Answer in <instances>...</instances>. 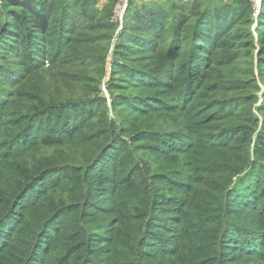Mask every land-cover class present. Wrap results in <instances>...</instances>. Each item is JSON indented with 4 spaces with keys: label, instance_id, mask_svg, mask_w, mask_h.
<instances>
[{
    "label": "rangeland",
    "instance_id": "rangeland-1",
    "mask_svg": "<svg viewBox=\"0 0 264 264\" xmlns=\"http://www.w3.org/2000/svg\"><path fill=\"white\" fill-rule=\"evenodd\" d=\"M150 1L152 0H136L133 7L128 9L135 8L137 3L143 6ZM157 1L166 9H170L173 3L179 4L183 0ZM184 1L192 4L195 0ZM250 1L260 14L261 3L257 4L260 0ZM116 2L117 0H77L74 5L72 4L74 7H71L80 16L84 14L93 16L94 20L86 26L83 25L85 20L79 21L76 32L71 35L74 49L77 52L85 50L87 54L98 56L99 64L105 60L104 71L79 70L75 67L76 59L80 57L78 54L64 59L62 64L64 67L60 68L62 75L88 74L98 79L100 97L105 99L107 104L106 114L114 120H117V115H121V112L112 105L113 98L108 85L110 78L113 77V60L122 62L121 57L115 55V51L119 35L127 22V13L121 21L114 18ZM230 2L231 0L229 3L221 0L203 1L208 10H213L216 5L218 7L223 4L231 5ZM212 14H215L214 11ZM257 19L258 17L254 18L252 26L246 27L252 36L253 47L248 48L254 53V58H244L239 62L232 60L226 52L209 48L210 50L204 53L205 59L202 60V64L196 65L202 70L201 86L189 87L191 92L188 98L185 96L184 88L191 86L189 73L185 69L189 62L177 65L175 60L179 58L174 57L172 58L174 62H168L165 56L160 57L155 50L138 52L139 56H144L142 63L150 67L156 66L154 68L158 70L157 75L166 82L168 93L160 104L150 107L154 109L151 110L153 116L148 121L149 124L156 125V134L164 139L165 145L144 148L147 151H142L147 154L139 155L138 172L131 177L129 174L131 165L127 166L122 177L126 179L125 185L113 191L111 182L114 172L105 175L108 179L98 177L93 182L85 184H82V178L79 180L80 183L78 179L64 178L63 184L59 186L56 175L32 183L31 179L36 180L45 176L47 172L61 167L75 169L86 167L93 160L98 150L97 144L101 142H93L96 139H93L95 133L91 130L90 124H95L99 128L103 118L102 115L85 118L83 127L85 129L76 132V127L71 131L74 125L69 123L73 112H68L69 117L65 118L67 123L64 124L65 127L68 126L69 133H74L72 138L66 133L62 138L61 132H56L54 145L51 147H41L39 152L31 154L28 150L34 146L26 145L20 147L15 155H9L4 149L3 142L15 133L17 129L15 124H19L22 117L33 116L36 113L24 107H33L39 111L43 106L42 102L45 105L62 102L63 94L67 96L65 101L72 105L81 102L84 95L91 96V93L86 92L79 83H74L72 79L59 74L62 79L58 76V81L65 82L66 87H63L61 92L51 89L52 101H46L37 95L49 89L51 84L48 85L45 80L38 82L34 87L25 82L16 85L7 74L1 73L0 124L5 125L1 126L3 129L0 137V264H264L262 259L264 237H259L261 239L255 237L257 229L264 234V207L261 206V201H258L262 194L260 192L255 194L249 188L241 189V181L248 175L256 178L254 188H260L264 184V161H258L252 152L251 165L255 162L257 171L248 168L251 165L247 167L238 163L243 156L236 155H240L244 150L231 151V154L223 151L230 156L227 164L240 173L233 177V184L226 183V179L231 175L226 170L220 173L219 179L201 183L198 189L189 192L190 200L187 207L179 211L173 208L164 211L158 209L162 206L159 204L162 203L160 200L164 196L180 194L177 190L169 191L160 179L167 178L170 174H179L189 176L197 183L199 180H206L208 175H204L203 178L197 175V172L199 175L202 174L196 167L198 159L201 160L204 171L210 173L209 168L214 164H217L218 171H222L219 162L212 158L210 161L213 165H207L208 160L201 151L196 152L193 158L183 156L184 143L193 139V134L185 129L189 124L188 118L178 112H165L163 107L166 106L170 111L169 106L180 100H188L192 102L193 109L198 110L204 100L208 102L207 98L215 94L214 88L221 86L214 82L220 76H226L224 78H227V89L218 93V100L226 99L222 102H229L230 106L238 111L228 125L218 124L211 128L209 132L214 136L205 138L204 143L205 141L221 143L220 147L224 150L222 142L229 144L230 138L232 140L236 134V131H231L224 135L226 131L238 130L239 125L252 124L242 115L240 105L245 103L242 102V98L253 96L254 101L249 108L251 117L258 121L256 127L252 125L255 134L251 148H254L255 140L264 125V79L258 67L261 37L256 31ZM108 22L115 25V30L101 27ZM183 49L191 51L188 45L178 46L176 51L181 52ZM15 60L17 58L13 56L5 64L16 68ZM46 66L50 70L48 74L57 77L55 67L49 66L48 63ZM237 79L251 80L255 88L235 91L230 85L232 80ZM46 120V124H55L60 119L59 117L51 119L49 115ZM186 162L190 164L189 167L185 165ZM216 168L213 167L215 170ZM63 176L67 177L68 173L63 172ZM83 185L105 190L103 192L106 194L104 199L95 200L94 208L88 213H81L80 208L83 199L81 196L86 193ZM78 186L79 191H72L73 194L68 191L72 187L77 189ZM150 192L159 200L157 204L149 201ZM253 194L257 195L258 199L252 198ZM119 195L123 197L119 198ZM234 195L237 196L235 201L229 203L228 200H234ZM111 196L118 198L113 205L108 202ZM237 202L243 204L242 211H235ZM151 216L154 218L160 216L167 224V230H159L158 225L151 222ZM33 223L38 224V231L34 230ZM43 226L44 230L40 234ZM254 246L259 250L257 253L252 249Z\"/></svg>",
    "mask_w": 264,
    "mask_h": 264
},
{
    "label": "trees",
    "instance_id": "trees-1",
    "mask_svg": "<svg viewBox=\"0 0 264 264\" xmlns=\"http://www.w3.org/2000/svg\"><path fill=\"white\" fill-rule=\"evenodd\" d=\"M76 1L74 0L73 3ZM135 1L131 0L129 8L133 7ZM203 1L205 0L201 2L195 0L191 4L183 0L179 4L173 3L170 9H166L159 1L152 0L143 6L137 3L135 8L128 9L127 22L119 35L115 51V55L121 57L122 62L118 63L113 60V77L110 78L108 85V90L113 98L112 105L120 109L121 112V115H117V120H114L110 119L106 114L107 104L106 100L100 97L98 79L92 78L88 74H85V76L82 74L62 75L60 72V68L64 67L62 66L63 60L76 54L80 56L76 59L77 63L75 65L79 70L104 71L105 60L99 64L100 58L98 56L87 54L85 50L77 52L73 47L74 40L71 35L76 32L79 21L85 20L83 25L86 26L89 22L94 21L92 19L93 16L85 14L80 16L76 10L71 8L74 7V4L72 2L65 3V0H0V75L1 73L7 74L9 79H13L16 85L25 82L32 87L38 82L45 80L48 85L51 84L49 89L41 91L37 95L43 97L46 101H52L51 97L53 94L50 92L51 89L61 92V89L66 87L65 82L60 83L58 81L59 74L72 79L74 83H79L86 92L91 93V96L84 95L81 97V102L72 105L65 101L67 96L63 94L61 96L62 102H54L47 105L42 102L43 106L39 111L33 107H24L36 113L33 116L22 117L20 119L21 122L15 124L17 127L15 133L3 142L6 153L15 155V152L20 147L27 145L28 147L34 146L28 151L31 154H36L41 147L47 148L54 145L56 132H61L62 138L64 133L66 135L69 134L72 138L74 133H69L68 126L65 127L64 124L67 123L65 118L69 117L68 112H73L69 123L74 125L71 131L76 127V132H81L85 129L83 128L85 126V118L96 115H102L103 118L99 128L95 124H90L91 130L95 133L93 139L96 140L93 142H101L97 144L98 150L93 160L86 167L80 169L61 167L58 170L47 172L41 178L31 179L32 183L33 181L56 175L59 186L63 184L64 178L78 179L79 183L82 178V184H85L93 182L98 177L108 179L105 175L114 172L111 182L112 191L113 189L117 190V188H122L126 183V179L122 177L124 174L123 170L128 168L127 166L131 165L129 171L131 177L138 172V157L141 153L147 154V152L142 151L145 150L144 148L160 147L161 144L165 145L164 139L156 134V125L149 124L148 121L153 116V111L151 110L154 108L150 107L160 104L168 93L165 86L166 82L157 75L158 70L154 68L156 66L150 67L142 63L144 56H139V51L155 50L160 57L165 56L168 62H174L172 60L174 57L179 58V60H175L177 65H180L181 62H189L185 69L189 73L191 86L184 88L185 96L188 98L191 92L189 87L201 86L200 77L202 70L200 67L197 68L196 65L202 64V60L205 59L204 53L210 50L209 48L226 52L232 60L239 62L244 58H254V53L248 48L253 47L252 36L246 27L252 26L254 18L258 17L256 31L261 37L258 67L261 77L264 79V0L261 3L260 14L257 13L256 16L250 0H245L242 3L239 2L241 0H231V5L223 4L220 7L216 5L213 10L206 9V4ZM221 1L229 3L230 0ZM213 11L215 14H212ZM101 27L115 30V25L112 22L102 24ZM247 43H250L249 46L246 45ZM183 45L190 46L191 51L188 52L186 49L181 52L179 50L176 51L178 46L181 47ZM13 56L17 58L16 62H14L16 68L5 64ZM47 63L49 66L55 67L54 69L58 72L57 77H52L48 74L50 70L46 66ZM224 77L226 76H220L214 82L219 83L221 86L214 88L213 93L215 94L207 98L209 99L208 102L203 101L200 106L203 107L202 109L200 107L198 110L197 108L193 109L192 102L188 100H180L173 106H169L168 109L170 111L167 110L166 106L163 107L165 112H178L188 118L189 124L185 129L193 134V139L184 143L185 152L183 156L193 158L196 152L201 151L208 160L206 162L207 165H213V162L210 161L212 158L219 162V167L222 171H218L216 168L217 164H214L210 168L207 167L210 171L208 173L204 171L205 169L201 166L202 162L198 159L197 161L199 162L196 163V167L200 169L202 174L199 175L197 172V175L202 178L204 175H208L206 180H199V183H197L189 176H180L179 174H170L169 177L160 179L165 183L169 191L177 190L179 191L177 193L180 194L170 197L164 196L160 200L162 203L159 205L162 206L158 208L159 211L169 208L179 211L181 208L187 207L190 200L189 192L198 189L201 183L219 179L220 173L226 170L231 174L226 179V183L233 184L235 176L240 175V173L236 168L233 169L227 164L230 156L223 151L230 153L238 149L244 150L240 155L236 156H243V159L239 160L238 163L247 167L251 165V152L256 159L258 158V161H264V125L258 134L257 140H255L254 148H251L255 134L253 126L256 127L258 125L256 124L258 121L251 117L249 108L254 101L253 96L242 98V102L245 103L240 105L242 115L252 124L247 126L239 125L238 130L226 131L227 133L224 135L231 133V131H236V134H234V138L232 136V140L230 138L229 144L225 141L222 142L224 150L221 148V143L216 144L211 141H205L206 143H204L205 138L214 136L209 132L211 128L218 124L228 125L227 123L234 120V115L238 111L231 107L229 102H222L226 101V99L218 100V93L227 89V78ZM59 78L62 79L61 76ZM10 80L8 84L11 83ZM230 87L235 91H248L255 88V85L251 80L242 81L237 79L231 81ZM201 93L199 96H201ZM47 95H49L48 98ZM186 111L189 113H186ZM49 115H51V119L59 117L60 120L55 124H46V119ZM145 121L147 124H144ZM4 125L0 124V137ZM231 125L235 126V124ZM185 165L190 166L188 162ZM248 168L251 170L257 169L256 163L252 162V165ZM133 169L135 170L133 171ZM63 172H67L68 176H63ZM241 182L242 190L249 188L255 194H258V192L262 194L259 199L254 194L251 197L261 201V206L264 207V184L260 188H254L256 178L253 175H248ZM83 187L86 193L81 196L83 199L80 208L81 213H88L91 212L90 209L94 208L95 200L104 199L106 194L103 192L105 190H96L84 185ZM79 190L78 186L77 189L72 187L68 191L73 194L72 191ZM148 195H150L149 201L152 204H157L159 200L156 199V195L151 192ZM122 197V195H119V198ZM236 197L234 195V200H228V202H234ZM117 199L116 196H111L108 202L113 205ZM242 207H244L243 204L237 202L235 211H242L244 209ZM151 222L154 225H158L157 228L159 230H167V224L160 219V216H156V218L151 216ZM33 227L35 231H38V224L33 223ZM43 230L44 226L41 228L40 234ZM255 237L261 239L259 237H264V234L260 229H257ZM252 249L256 253L259 251L256 246ZM262 259H264V254Z\"/></svg>",
    "mask_w": 264,
    "mask_h": 264
},
{
    "label": "built area",
    "instance_id": "built-area-1",
    "mask_svg": "<svg viewBox=\"0 0 264 264\" xmlns=\"http://www.w3.org/2000/svg\"><path fill=\"white\" fill-rule=\"evenodd\" d=\"M263 0H260L259 3H262ZM131 0H117L115 8H114V18L117 21H121L123 20L125 14L127 13V10L129 8V4H130ZM257 10H255V16L257 14Z\"/></svg>",
    "mask_w": 264,
    "mask_h": 264
}]
</instances>
